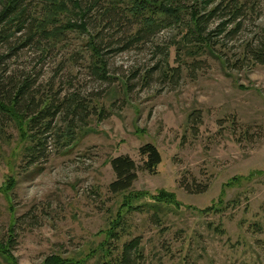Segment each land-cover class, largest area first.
Instances as JSON below:
<instances>
[{
    "label": "rangeland",
    "instance_id": "rangeland-1",
    "mask_svg": "<svg viewBox=\"0 0 264 264\" xmlns=\"http://www.w3.org/2000/svg\"><path fill=\"white\" fill-rule=\"evenodd\" d=\"M249 3L240 32L227 28L214 50L194 35L185 45V24L128 49L116 27L105 28V72L79 31L49 41L26 29L0 46V75L30 80L36 102L76 95L88 107L62 110L48 130L0 117V264H118L136 238L138 264H264V64L225 63L264 40V0ZM66 14L50 29L79 24ZM96 17H87L91 35ZM148 143L162 156L156 175L142 169ZM119 156L137 163L138 180L112 194ZM182 181L206 191L187 193Z\"/></svg>",
    "mask_w": 264,
    "mask_h": 264
},
{
    "label": "trees",
    "instance_id": "trees-1",
    "mask_svg": "<svg viewBox=\"0 0 264 264\" xmlns=\"http://www.w3.org/2000/svg\"><path fill=\"white\" fill-rule=\"evenodd\" d=\"M0 1L3 6L2 11H0V46L9 43L13 36L26 29L31 32L28 34V39L31 40L38 36L49 41L60 39L66 31H79L88 35V47L91 49L95 60V67H100V70L104 69L103 72H105L107 64L102 55V42L104 41L101 40L100 35L105 28L112 30L116 27L117 34L120 35V38L122 37L120 39L122 41L118 44L122 45V49H128L138 43H145L150 40L157 31L175 26L182 27L185 24L183 36L185 45L194 46L197 38L199 43L197 47L214 50V38L230 26L233 28L229 34L239 33L247 12L254 9L253 7L250 8L249 0H190V5H187V0H89L84 3L82 0ZM94 11L98 13L94 22L98 32L96 35H91L87 17ZM64 13H67L68 18L71 17L69 13H72L73 19H77L79 24L69 20L66 26L60 29L59 34L57 32L59 28L53 30L50 29L49 25L54 23L57 15ZM213 19H218L221 22L214 31L210 32L208 31L209 24ZM103 22L106 24L101 27ZM191 35L196 36V38ZM110 39L114 40L115 37ZM242 57V59H238L236 64L227 59L225 61L227 68L242 70L246 67L247 62L254 65L264 64V40L259 42L253 40L248 43L244 48ZM4 58L5 56L0 58V66ZM197 63L200 66V62ZM177 73L176 75H179L178 71ZM2 74L0 75V117L9 118L10 121L14 119L17 122L25 121L30 130L34 127L40 128V126L48 130L52 125V118L56 117L62 110L74 116L81 110H84L85 115L88 114V107L83 102L78 101L76 95L63 100L61 103H54L52 99L50 101L40 99L36 102L30 80L21 83L17 82L16 79L6 81ZM195 117L196 113L192 114L190 121H194ZM1 130L2 128H0ZM39 134L34 135V141L39 137ZM35 147L29 149L28 157L31 165L35 164V156H38L39 150H36L37 147ZM139 156L143 163L142 169L150 175H156L157 169L162 163V156L158 148L148 143L140 148ZM111 167L115 174V180L110 184L109 191L112 194H120L131 190L138 180L139 167L137 163L129 156H119L111 160ZM180 186L190 194H203L206 191V188L195 191L184 181L181 182ZM166 198L172 200L173 195L169 194ZM140 247L139 238L125 243L121 248L118 264H138L139 258L142 257ZM56 264L69 263L59 262Z\"/></svg>",
    "mask_w": 264,
    "mask_h": 264
}]
</instances>
